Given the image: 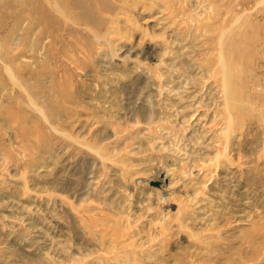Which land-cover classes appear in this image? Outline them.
I'll list each match as a JSON object with an SVG mask.
<instances>
[{
  "label": "rangeland",
  "instance_id": "1",
  "mask_svg": "<svg viewBox=\"0 0 264 264\" xmlns=\"http://www.w3.org/2000/svg\"><path fill=\"white\" fill-rule=\"evenodd\" d=\"M0 264H264V0H0Z\"/></svg>",
  "mask_w": 264,
  "mask_h": 264
},
{
  "label": "bare ground",
  "instance_id": "2",
  "mask_svg": "<svg viewBox=\"0 0 264 264\" xmlns=\"http://www.w3.org/2000/svg\"><path fill=\"white\" fill-rule=\"evenodd\" d=\"M168 177H166V176H162V178L160 179V180H158L161 184H164V183H166L167 181H168V179H167ZM169 189L170 188H166V189H163V191H166V192H168L169 191Z\"/></svg>",
  "mask_w": 264,
  "mask_h": 264
}]
</instances>
